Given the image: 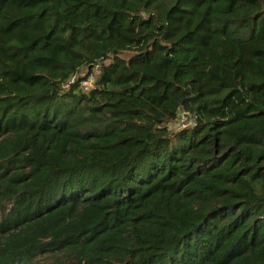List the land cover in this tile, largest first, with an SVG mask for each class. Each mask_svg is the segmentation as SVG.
I'll return each mask as SVG.
<instances>
[{"label":"trees","instance_id":"1","mask_svg":"<svg viewBox=\"0 0 264 264\" xmlns=\"http://www.w3.org/2000/svg\"><path fill=\"white\" fill-rule=\"evenodd\" d=\"M43 257L264 264V0H0V264Z\"/></svg>","mask_w":264,"mask_h":264},{"label":"built area","instance_id":"2","mask_svg":"<svg viewBox=\"0 0 264 264\" xmlns=\"http://www.w3.org/2000/svg\"><path fill=\"white\" fill-rule=\"evenodd\" d=\"M97 72H98V67L93 69V71L89 74L87 79H84L81 81V86L83 88L90 87L92 84V81L94 79V75ZM75 79H76V77L73 76L70 81L73 82V81H75ZM65 86H67V85H65ZM173 123H174V127L176 129H179V128L192 126L194 124V119H193V116L189 112L180 110V111H178L177 117Z\"/></svg>","mask_w":264,"mask_h":264},{"label":"rangeland","instance_id":"3","mask_svg":"<svg viewBox=\"0 0 264 264\" xmlns=\"http://www.w3.org/2000/svg\"><path fill=\"white\" fill-rule=\"evenodd\" d=\"M129 55H130V52H123L120 54V56L123 58H127ZM168 127H169V130H175L174 123H171L170 125H168ZM35 264H52V259L49 260V259H46L45 257L39 258L36 260Z\"/></svg>","mask_w":264,"mask_h":264},{"label":"clouds","instance_id":"4","mask_svg":"<svg viewBox=\"0 0 264 264\" xmlns=\"http://www.w3.org/2000/svg\"><path fill=\"white\" fill-rule=\"evenodd\" d=\"M96 67H98V70H99V66H95V67H93V69L94 68H96ZM93 69L88 73V75H87V77L89 76V74L93 71ZM73 76H75L76 78H77V76L76 75H73ZM73 76H71V78L73 77ZM87 77L86 78H84V79H87ZM71 78L68 80V82L65 84V85H67V86H65L64 85V87H68L70 84H72V83H74L75 81H73V82H71L70 80H71ZM94 78H95V75H94ZM83 79V80H84ZM76 80V79H75ZM94 80V79H93ZM82 81V80H81ZM81 81H80V87H82L81 86ZM92 83H93V81H92ZM90 87H92V84H91V86ZM90 87H88L87 89H89ZM83 88V87H82ZM83 89H85V88H83ZM87 89H85V90H87Z\"/></svg>","mask_w":264,"mask_h":264}]
</instances>
